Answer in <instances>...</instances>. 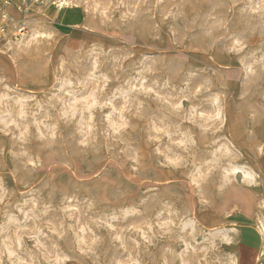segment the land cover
Returning <instances> with one entry per match:
<instances>
[{
	"label": "rangeland",
	"instance_id": "374dc122",
	"mask_svg": "<svg viewBox=\"0 0 264 264\" xmlns=\"http://www.w3.org/2000/svg\"><path fill=\"white\" fill-rule=\"evenodd\" d=\"M26 2L0 32V264H236L264 224V0Z\"/></svg>",
	"mask_w": 264,
	"mask_h": 264
},
{
	"label": "crops",
	"instance_id": "0c3cea01",
	"mask_svg": "<svg viewBox=\"0 0 264 264\" xmlns=\"http://www.w3.org/2000/svg\"><path fill=\"white\" fill-rule=\"evenodd\" d=\"M230 235H233L230 232ZM239 253L236 264H255L262 247L260 228L254 222L241 225L237 235Z\"/></svg>",
	"mask_w": 264,
	"mask_h": 264
},
{
	"label": "built area",
	"instance_id": "2783aa9c",
	"mask_svg": "<svg viewBox=\"0 0 264 264\" xmlns=\"http://www.w3.org/2000/svg\"><path fill=\"white\" fill-rule=\"evenodd\" d=\"M26 0H0V32H5L9 26L10 14L8 9L15 6L19 9L27 8ZM24 30L25 27H21ZM260 235L262 241L261 250L257 256L255 264H264V224L260 226Z\"/></svg>",
	"mask_w": 264,
	"mask_h": 264
}]
</instances>
